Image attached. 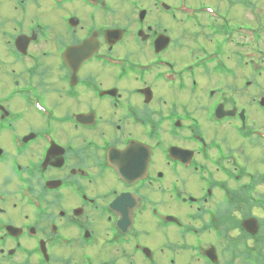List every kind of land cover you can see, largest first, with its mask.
Returning <instances> with one entry per match:
<instances>
[{
    "label": "flooded vegetation",
    "instance_id": "obj_1",
    "mask_svg": "<svg viewBox=\"0 0 264 264\" xmlns=\"http://www.w3.org/2000/svg\"><path fill=\"white\" fill-rule=\"evenodd\" d=\"M192 2L0 0V264H264L263 30L241 88Z\"/></svg>",
    "mask_w": 264,
    "mask_h": 264
},
{
    "label": "rangeland",
    "instance_id": "obj_2",
    "mask_svg": "<svg viewBox=\"0 0 264 264\" xmlns=\"http://www.w3.org/2000/svg\"><path fill=\"white\" fill-rule=\"evenodd\" d=\"M192 3L194 4L196 8H199L205 5L218 6V9H220L224 17V22L222 23V25H226L232 31H235L237 27H241V26H245V27L254 26L257 28L258 27L264 28V0H193ZM249 8H251V13L255 17H249L247 15V11ZM255 21H258V22L256 23ZM219 22L221 23V20ZM183 27H184L183 29L185 30H190L191 27L193 28V26H191V23H185V26ZM206 31L208 34H211L214 37L217 36L216 30L213 27H210L209 24L207 25ZM181 37L183 38V36ZM235 43L237 44V40H235ZM191 44H192L191 42L188 43V45H191ZM216 45H217V41H214L213 48H215ZM232 51H234L233 48L229 46L227 49V53H230ZM231 65L234 66L232 67L235 68V71H238V79H239L237 82H234L232 77H234V75L237 76L236 73L234 75H230L229 76L231 77L230 80H232L230 81L231 83L232 82L239 83V87L242 88V81L244 79L253 80V77L251 76L252 74L249 72L247 67L244 68L243 65H241L240 63L238 66H236L237 63H236V60H234V58L231 60ZM215 77L213 78V84L217 85V80ZM256 78L261 79V77L257 75H256ZM230 87L233 88V85H230ZM220 132H224V130H221V131L215 130L214 132L215 138L219 140H223L224 136L221 135ZM214 135L210 134L211 137ZM254 170L257 172L264 173V167L263 168L255 167Z\"/></svg>",
    "mask_w": 264,
    "mask_h": 264
},
{
    "label": "water",
    "instance_id": "obj_3",
    "mask_svg": "<svg viewBox=\"0 0 264 264\" xmlns=\"http://www.w3.org/2000/svg\"><path fill=\"white\" fill-rule=\"evenodd\" d=\"M257 224V223H256ZM257 227H258V225H256V230H257Z\"/></svg>",
    "mask_w": 264,
    "mask_h": 264
}]
</instances>
